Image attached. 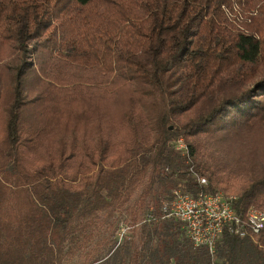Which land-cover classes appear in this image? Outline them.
Wrapping results in <instances>:
<instances>
[{
	"label": "trees",
	"instance_id": "16d2710c",
	"mask_svg": "<svg viewBox=\"0 0 264 264\" xmlns=\"http://www.w3.org/2000/svg\"><path fill=\"white\" fill-rule=\"evenodd\" d=\"M232 176L264 209V0H0V264H264L162 211Z\"/></svg>",
	"mask_w": 264,
	"mask_h": 264
},
{
	"label": "built area",
	"instance_id": "2783aa9c",
	"mask_svg": "<svg viewBox=\"0 0 264 264\" xmlns=\"http://www.w3.org/2000/svg\"><path fill=\"white\" fill-rule=\"evenodd\" d=\"M174 147L181 155L188 152L182 138L175 141ZM194 176L200 186H208L206 177L196 173ZM237 199V195L223 191L203 189L193 194L179 189L163 203L162 211L165 217L181 223L193 247H206L211 258H215L217 243L225 234L240 239H256L264 231V209L252 206L241 210L237 207ZM125 233L123 226L119 242Z\"/></svg>",
	"mask_w": 264,
	"mask_h": 264
},
{
	"label": "rangeland",
	"instance_id": "374dc122",
	"mask_svg": "<svg viewBox=\"0 0 264 264\" xmlns=\"http://www.w3.org/2000/svg\"><path fill=\"white\" fill-rule=\"evenodd\" d=\"M237 178L232 176L229 183L227 184V187L226 188L219 187V190L227 194H236L237 192H239V187H240V184L243 182L242 180L244 179V177L239 176ZM108 233L109 232H107L106 230L101 231V234H99L98 236H95L90 241V247H93V248L96 246L101 247V251L103 254L108 252L109 249L112 248V242L107 239H105L104 241L101 240L102 238H107ZM101 241H103V243L100 244ZM84 259L85 258H82V257L80 258L76 256L75 258H72L71 260H67L65 264H82Z\"/></svg>",
	"mask_w": 264,
	"mask_h": 264
}]
</instances>
